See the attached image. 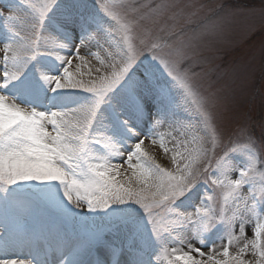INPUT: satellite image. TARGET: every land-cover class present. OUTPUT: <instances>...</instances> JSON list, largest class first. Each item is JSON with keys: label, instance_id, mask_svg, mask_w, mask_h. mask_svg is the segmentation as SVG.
I'll use <instances>...</instances> for the list:
<instances>
[{"label": "rangeland", "instance_id": "374dc122", "mask_svg": "<svg viewBox=\"0 0 264 264\" xmlns=\"http://www.w3.org/2000/svg\"><path fill=\"white\" fill-rule=\"evenodd\" d=\"M78 60L89 70L75 76ZM160 66L208 117L205 135L180 117ZM0 96L15 103L0 98V135L15 138L0 142V175L11 190L27 189L0 194L1 263L25 239L6 226L34 218L28 191L92 234L121 221L117 211L138 223L126 212L132 191L160 202L141 213L140 225L160 238L162 264H264V0H0ZM132 96L151 112L150 127L128 113L137 107ZM111 114L131 133L134 153L119 144ZM41 131L56 142H44ZM147 143L160 148L162 162ZM104 163L137 179H116ZM153 165L179 183L176 192L160 190ZM129 225L106 234L103 246L129 243ZM39 230L64 245L62 253L68 248L55 223ZM125 255L149 264L139 253ZM69 256L77 262L80 254Z\"/></svg>", "mask_w": 264, "mask_h": 264}, {"label": "bare ground", "instance_id": "6f19581e", "mask_svg": "<svg viewBox=\"0 0 264 264\" xmlns=\"http://www.w3.org/2000/svg\"><path fill=\"white\" fill-rule=\"evenodd\" d=\"M58 42H60V41H58ZM58 46L59 45L57 44L54 47V50L56 51L54 53V56L55 55H59V53L57 51L58 48H59ZM55 58H57V57H55ZM61 60H62V57L60 56V62H61ZM88 70L89 69H88V67L85 64V61H83V60L82 61L78 60L76 62V64L73 66V68H72V71H73V73H74L75 76L78 75L79 73L80 74H86ZM90 70H91V68H90ZM91 72H93V71L91 70ZM0 98L2 100H4L5 102H8L10 105L15 106V103L12 102L11 100H9V98H6L5 96H0ZM18 108L20 110H22L20 108V106ZM52 134H53L52 131H49V133L46 136H44V133L41 131V132H39L38 137H40L44 142H48V144L50 146H52V143L56 142V140H57V137L54 136V135H52ZM146 150H147V152L150 154V156L155 161H158L159 163L162 162L164 156L161 154V150H160L159 147H156L153 144L147 143ZM107 167H110L111 168V171L114 173L116 179H122L123 181H126V182H133V181H135L137 179V177H135V176L132 177L130 174H125L124 172H122L121 169L119 168V166H116L114 164H109L107 166L106 163H104L103 164V168H107ZM56 169H57V172L56 173L58 175H61V174L63 175V173L61 172V170L59 168H56ZM66 205L67 204H65V206ZM68 208H69V206H68ZM70 208H74L73 207V204L70 205ZM69 255H67V256L65 255L66 257L63 258V264H68V263H71L72 262V260H70ZM28 262H29L28 258H25V259L10 258L9 260L4 261V263H1L0 262V264H29Z\"/></svg>", "mask_w": 264, "mask_h": 264}]
</instances>
